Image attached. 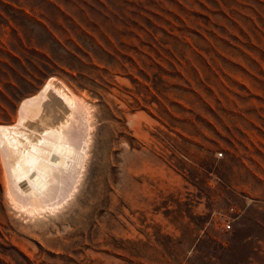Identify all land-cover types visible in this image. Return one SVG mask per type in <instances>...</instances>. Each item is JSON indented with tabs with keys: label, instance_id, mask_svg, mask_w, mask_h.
<instances>
[{
	"label": "rangeland",
	"instance_id": "rangeland-1",
	"mask_svg": "<svg viewBox=\"0 0 264 264\" xmlns=\"http://www.w3.org/2000/svg\"><path fill=\"white\" fill-rule=\"evenodd\" d=\"M53 77L88 157L34 221L0 148V264H264V0H0V124Z\"/></svg>",
	"mask_w": 264,
	"mask_h": 264
},
{
	"label": "bare ground",
	"instance_id": "bare-ground-1",
	"mask_svg": "<svg viewBox=\"0 0 264 264\" xmlns=\"http://www.w3.org/2000/svg\"><path fill=\"white\" fill-rule=\"evenodd\" d=\"M71 89L53 77L38 94L23 100L18 121L0 124L7 194L34 221L74 195L80 184L78 168L88 157L84 150L90 138L84 140L79 125L87 104Z\"/></svg>",
	"mask_w": 264,
	"mask_h": 264
},
{
	"label": "built area",
	"instance_id": "built-area-1",
	"mask_svg": "<svg viewBox=\"0 0 264 264\" xmlns=\"http://www.w3.org/2000/svg\"><path fill=\"white\" fill-rule=\"evenodd\" d=\"M219 157H222L223 156V153H219L218 154ZM230 212L232 213H236V210L232 207L230 208ZM224 231L226 232H229L232 230V221L231 220H228V221H225L224 222V228H223Z\"/></svg>",
	"mask_w": 264,
	"mask_h": 264
}]
</instances>
